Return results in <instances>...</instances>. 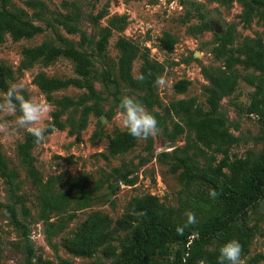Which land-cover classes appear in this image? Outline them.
<instances>
[{
  "label": "rangeland",
  "instance_id": "1",
  "mask_svg": "<svg viewBox=\"0 0 264 264\" xmlns=\"http://www.w3.org/2000/svg\"><path fill=\"white\" fill-rule=\"evenodd\" d=\"M10 7L24 10L30 20L44 28L33 38L13 41L7 35L0 43V62L14 69L11 85H23L26 98L46 101L53 112L55 105L36 86L34 76L43 71L49 76L75 77L72 63L60 57L48 66L36 63L31 68H22L21 51L25 46L43 42L62 46V37L90 57L93 82L104 100L98 104L103 113L90 112L84 127H80L83 106L67 110L61 117L66 127L47 134L46 141L37 143L33 149L37 169L44 180L59 176L56 188L66 192L71 189V181L78 180L91 192L90 207L78 211L73 220L67 221L64 231H57L54 224L61 217L65 218L71 208L62 214H52L46 221L40 216L39 193L17 153V145L27 132L19 130L7 138L0 136L2 153L9 167L18 173L15 193L20 197L19 201L10 198L8 187L0 177V202L15 207L27 233L25 236L23 229L15 226L5 209L0 207V264H24L27 239L34 250L35 264H56L60 258L74 264H109L115 256H108L102 250L91 257L69 253L61 245V237L75 229L92 211H103L115 220L124 213L129 200L148 194L157 196L166 207L179 210L182 197L179 173L182 169L172 170L176 162L174 155H188L205 165L211 151L196 144L183 117L169 112L168 106L176 100L194 97L198 105L207 109L205 89L212 85L213 78L235 84L232 92L221 96L218 107V114L237 138L229 150L230 159L260 154L262 123L256 115L245 111L254 91L245 77H258L259 73L240 64L234 65L232 70L226 69L229 54L221 52L219 41L221 37L227 48H236L246 37L260 38L264 43V20L259 18L258 11L248 16L247 9L236 0H10ZM64 15L71 17L67 19L68 23L78 27L75 33H68L57 22ZM203 21L211 27L200 32L189 30L190 26ZM166 32L175 39L171 49L162 43ZM105 34H108L107 45L103 51H98L96 43ZM120 40L132 46L134 57L130 73L134 79L140 73L144 55L163 66L161 76L166 78L168 86L158 88L154 84L152 91L146 93L149 103L142 99L145 92L131 86L120 70L121 49L117 45ZM104 73L109 80L105 81ZM180 80L190 81L182 93L175 89ZM0 92L3 91L0 89ZM85 93L86 89L69 87L53 95L79 99ZM125 95L139 100L156 118L162 131L159 136L136 140L134 148L123 155L105 157L114 134L123 130L117 109ZM92 104L89 100L84 105ZM70 128L73 129L71 133ZM172 132L175 136L170 139ZM163 152L169 155L159 157ZM216 157L219 159L220 155ZM123 176L132 182L124 181ZM190 210L180 211L185 214ZM245 222L256 227L257 232L250 242L249 252L242 257V264H264V205L251 208ZM114 244L118 245V241ZM215 245L213 242L210 248ZM116 253L119 254V249Z\"/></svg>",
  "mask_w": 264,
  "mask_h": 264
},
{
  "label": "trees",
  "instance_id": "2",
  "mask_svg": "<svg viewBox=\"0 0 264 264\" xmlns=\"http://www.w3.org/2000/svg\"><path fill=\"white\" fill-rule=\"evenodd\" d=\"M236 1L242 3L247 9L248 16L258 11L259 18L264 20V0ZM199 16L203 19L202 15L199 14ZM68 18L71 17L64 15L57 22L68 33L73 34L78 27L75 23H68ZM210 27L203 21L199 25L190 26L189 30L200 32ZM43 30L42 26L28 18L24 10L12 9L10 0H0V43L7 35L13 41H19L33 38ZM61 41L64 42L62 46L43 42L35 46H25L21 51L22 68H31L36 63L48 66L63 57L72 63L73 72L76 75L61 78L49 76L41 71L34 76L36 86L46 99L55 105L51 119L47 122L50 130L46 135L66 127L61 117L71 108L83 106L80 127L85 126L87 115L90 112L93 111L97 115L103 113V109L98 104L104 98L95 88L90 57L67 39L61 37ZM219 41L221 52L229 54L225 61L226 69L232 70L234 65L240 64L245 69H252L259 73L258 77L255 75L245 77L246 82L254 87L245 111L256 115L262 123L259 138L263 142V148L260 154L258 156L248 154L245 157L230 159L229 150L237 138L230 132L225 119L218 114V107L221 96L226 92H232L235 84L213 78L212 85L205 89L207 109L198 105L194 97L176 100L168 106L169 112L183 117L185 126L193 133L196 144L211 151L205 165H200L191 156L173 154L176 162L172 170L182 169L179 173L182 185L179 210L166 207L157 196L148 194L129 200L124 213L115 220L103 211H92L75 229L69 230L61 237V245L69 253L79 257H91L102 250L108 256H115L109 264H200L201 262L217 264L220 247L233 239L242 245V257L249 252L250 242L255 237L257 229L246 224L245 219L251 208L264 205V43L260 38L246 37L236 48H227L221 37ZM107 42L108 34H105L96 43L98 51H103ZM162 43L171 49L175 39L166 32ZM117 45L121 49L120 70L125 74L131 86L138 87L145 92L142 99L149 103L147 94L152 91L156 77L161 76L163 66L153 63L147 55H144L140 73H144L148 78L141 83L130 73L134 57L131 53V44L120 40ZM148 73L151 75L148 76ZM104 76L105 81L109 80L107 73H104ZM13 78L14 69L0 62V89L6 91L11 86ZM189 84L188 80H180L175 85V89L181 93L185 92ZM69 87L86 89L87 93L79 99L68 95L54 97L55 92ZM89 100L93 101V104L84 105ZM69 132H73V129L70 128ZM174 136L172 132L170 139ZM136 140L125 130L117 131L104 156L123 155L134 148ZM36 145L34 138L26 133L17 145V153L27 176L39 193L41 218L46 221L51 218L52 214H62L71 208L72 211H69L65 218L61 217L54 224L57 231H64L67 221L73 220L78 211L90 207L91 192L84 186V183L82 185L78 180L71 181L69 192L56 188L59 176H50L44 180L37 169L33 155ZM168 155L167 152H163L159 157ZM217 155H220L219 159ZM0 177L4 179L8 187L10 198L12 196L19 201L20 197H17L15 193L18 173L9 167L1 145ZM126 177L123 176L124 181L131 183L132 180ZM213 189L219 193L216 199H212L209 195V191ZM0 207L5 209L11 222L22 228L27 236L24 225L17 217L15 207L1 202ZM187 209L195 213L198 223L185 229L181 235L178 234L177 228L185 223L186 216L180 210L186 211ZM116 240L118 245L114 244ZM27 242L24 264H35L33 247L29 239ZM213 242L216 245L211 249ZM117 249H119V254L116 253ZM56 264L74 263L60 258Z\"/></svg>",
  "mask_w": 264,
  "mask_h": 264
},
{
  "label": "clouds",
  "instance_id": "3",
  "mask_svg": "<svg viewBox=\"0 0 264 264\" xmlns=\"http://www.w3.org/2000/svg\"><path fill=\"white\" fill-rule=\"evenodd\" d=\"M147 78L144 73H138L135 77L141 83ZM154 83L158 88L168 86L166 78L162 76H157ZM24 91L23 85L13 83L6 91L0 92V136L7 138L19 130H24L36 143H44L46 133L50 130L47 121L50 119L52 106L46 101L26 98ZM117 116L120 127L137 140L143 141L161 134L162 130L156 118L132 96L121 97ZM209 195L216 199L219 193L213 189L209 191ZM185 216V223L177 228L181 235L185 229L198 223L195 213L188 211ZM242 251V245L237 240L225 242L219 249L217 264H242Z\"/></svg>",
  "mask_w": 264,
  "mask_h": 264
}]
</instances>
